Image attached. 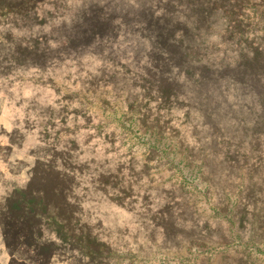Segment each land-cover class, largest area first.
<instances>
[{"label": "rangeland", "instance_id": "rangeland-1", "mask_svg": "<svg viewBox=\"0 0 264 264\" xmlns=\"http://www.w3.org/2000/svg\"><path fill=\"white\" fill-rule=\"evenodd\" d=\"M253 1L246 0V13ZM213 8L211 0H0V264L181 258L163 249L174 242L163 241L157 225L161 210L182 208L175 180L157 163L159 152L150 158L141 146L157 136L139 132L140 122L161 129L159 148L171 159L164 144L174 145L173 132L185 145L208 134L204 123L220 136L251 133L260 110L251 92L264 93V79L244 74L242 85L252 91L240 95V109L215 107L214 81L202 83L199 73L215 75L210 63L230 58L235 42L227 44L233 24ZM251 23L249 44L253 35L264 37V22ZM162 88L171 100L158 113ZM252 181L264 191L255 174ZM207 204L199 218L187 212L185 239L190 229L203 230ZM209 221L210 238L220 236L218 222ZM258 230L250 259L264 264ZM250 234L243 231L240 245ZM222 256L212 260L221 264Z\"/></svg>", "mask_w": 264, "mask_h": 264}, {"label": "trees", "instance_id": "trees-1", "mask_svg": "<svg viewBox=\"0 0 264 264\" xmlns=\"http://www.w3.org/2000/svg\"><path fill=\"white\" fill-rule=\"evenodd\" d=\"M211 2L215 7L213 9H217L228 22L233 24V27L229 29L233 36L228 39L227 44L234 42L235 44L232 51L228 52L231 59L227 57L217 64L210 63L212 65L210 68L215 75L200 72L198 78L202 83L207 78L214 81L211 85L219 95L218 101L214 103L216 108L226 104L231 106V109L239 110L242 104L239 101L240 95L249 94L252 91V89L248 91L242 85L244 79H248L244 74L248 77L264 79V37L253 35L251 44L248 43V38H244L252 21L264 22V0L253 1L250 7L252 9H249L247 13L244 7L249 6V3H246V0H211ZM258 26L259 24L256 23L254 28ZM241 27L244 30H241ZM255 40L257 43L253 45ZM178 43L181 44V41ZM226 52L218 54L228 56ZM191 53L190 50L189 55ZM190 59L193 60V58ZM172 80L176 82L177 75H174ZM207 92L209 94L207 96H211L214 102V90L209 92L208 88ZM251 93L253 102L259 103L260 109L254 117L251 133L242 131L233 133L224 130L220 136L219 130L214 127L210 129V126L204 123L202 126L208 129V134L202 138H195L190 145H185L181 135L173 132L170 140L174 142V145L164 144V148L168 149L169 154L172 155L171 159L162 155V150L159 148L163 135L161 129L146 128L148 123L144 120L140 122L142 131L139 132L143 134L151 131L152 135L157 136L153 143L148 139H145V142L141 139L140 144L146 149L150 158L159 152L160 157L157 163L165 162L166 170L172 174L171 178L175 180L174 185L177 187L178 203L182 207L176 215L166 210L167 208L158 213L160 219L157 225L161 227L162 240L167 243L174 242L172 246L164 244L163 249L166 252L173 251L175 255H181L175 264H216L212 260L213 255H223L221 264L228 257H237L239 260L236 264L255 263L250 259V252L256 244L254 230L258 229L254 228V224L259 228L260 235L264 236V210L259 209L264 207V191L254 187L252 176L255 174L257 179H261L260 185L264 183V93L257 90ZM156 94L160 103L157 112L160 113V109H164L171 100V95L170 91H165V88L158 90ZM172 99L177 100V97L174 95ZM153 100L150 98L148 102ZM165 113H168V110H165ZM223 115L226 113L223 112L222 117ZM185 170H190L189 174H186ZM192 171H194L193 175ZM247 177L250 179L249 182H246ZM197 181L205 184L204 191H198ZM199 198L201 201L197 200ZM202 201L204 204H201ZM206 203H208L207 206L210 204L211 216L204 219L203 230L195 233L193 232L195 229L192 228L191 236L185 239L181 233L185 231L183 226L187 212L191 211L189 217H195L196 214L199 218L200 211ZM189 206L191 210H188ZM209 219L218 222L217 227L222 228L220 236L210 238L207 233ZM155 227L159 228L156 224ZM244 230L252 235L250 234L248 243L240 245V239L245 235H243ZM174 237L177 243L173 240ZM259 242L264 243V238H259ZM242 258H245L244 262Z\"/></svg>", "mask_w": 264, "mask_h": 264}]
</instances>
